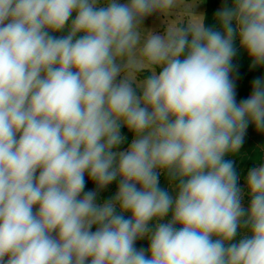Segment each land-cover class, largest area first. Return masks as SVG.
<instances>
[{
	"label": "clouds",
	"instance_id": "1",
	"mask_svg": "<svg viewBox=\"0 0 264 264\" xmlns=\"http://www.w3.org/2000/svg\"><path fill=\"white\" fill-rule=\"evenodd\" d=\"M183 4L0 0V264H264V165L245 208L225 159L264 130V79L238 103L231 77L237 40L264 66V0L225 4L218 28ZM153 13L176 17L163 35Z\"/></svg>",
	"mask_w": 264,
	"mask_h": 264
},
{
	"label": "trees",
	"instance_id": "2",
	"mask_svg": "<svg viewBox=\"0 0 264 264\" xmlns=\"http://www.w3.org/2000/svg\"><path fill=\"white\" fill-rule=\"evenodd\" d=\"M205 8H204V25L205 27H219L218 22L216 20V9L219 5L217 0H203ZM231 4V3H230ZM229 4V5H230ZM75 15V14H74ZM55 36H62L66 35V31L64 32H58L53 33ZM231 77L235 82V90L237 93V96L240 100L246 99L252 91V81L256 78L264 79V66H253L252 60L249 57L246 50L243 49V52L237 61L232 73ZM121 135L125 137L122 144H120L115 150L116 151H124L126 150L132 140L134 139V133L130 131L129 129L125 127H121L120 129ZM226 160H232L234 162V168L239 176L238 185L243 189L244 196L242 198V205L245 208L249 207L250 204V196L248 195V189L246 185V177L248 174V171L252 168H255V166L252 163L247 164L245 172H244V178L242 179L240 177L239 167H238V160L237 159H230L229 157H225ZM159 187L169 190V179L165 173H162L159 177ZM97 188L96 183L90 179L87 174H85V188L84 191H95ZM118 188V180L113 181L111 184H109L106 188L103 190H100L97 197V203H103L104 201L111 199L115 193L117 192ZM83 195V193L81 194ZM130 213H125L126 217H130ZM171 218V213H169L168 217L165 218V221ZM155 222H152L150 226L154 225ZM95 230V226H93V231ZM247 232L246 229L241 230L240 233H238L237 237L234 239L233 242H238L239 239L243 234ZM135 247L137 249H148L149 247V240L147 237L143 239H138L135 243Z\"/></svg>",
	"mask_w": 264,
	"mask_h": 264
},
{
	"label": "rangeland",
	"instance_id": "3",
	"mask_svg": "<svg viewBox=\"0 0 264 264\" xmlns=\"http://www.w3.org/2000/svg\"><path fill=\"white\" fill-rule=\"evenodd\" d=\"M217 1L221 3V6H223V2L226 0ZM120 2L123 3L125 0H120ZM204 8L205 5L203 0H184V4L180 9V14H187L193 11L195 14L203 15ZM175 20V16L166 18L159 13H153L143 20L142 27L146 32L152 31L163 35L166 30V24L173 23ZM235 47L236 54L239 55L241 47L238 40L235 42ZM159 70L160 69H157V72H159ZM150 75L151 73L148 70H144L137 74V78L139 80H143ZM121 78L122 77H117V81H119ZM122 127L127 128L126 126ZM247 129L249 130L245 133L244 142L239 152L235 153V155H237L236 159L238 160V164L241 168L240 176L242 179L244 178V172L247 164L252 163L255 166L264 165V130H257L254 124L250 125V127H247Z\"/></svg>",
	"mask_w": 264,
	"mask_h": 264
},
{
	"label": "crops",
	"instance_id": "4",
	"mask_svg": "<svg viewBox=\"0 0 264 264\" xmlns=\"http://www.w3.org/2000/svg\"><path fill=\"white\" fill-rule=\"evenodd\" d=\"M219 3V2H218ZM230 3H232V0H226L225 2H223V6L225 5V4H230ZM222 6H221V3H219V5H218V7H217V9H216V12H217V10L218 9H220ZM242 52H243V48H241L240 49V53H239V55H235L234 57H233V60H232V65H233V69H234V67H235V65H236V63H237V61L239 60V58H240V56H241V54H242ZM236 100H237V102L239 103L241 100L238 98V96H237V93H236ZM250 125H252V123H249V125H248V127H250ZM249 129H246V131H248ZM227 157H229L230 159H236L237 158V155H235V154H228V155H226ZM238 167H239V172H241L240 170H241V168H240V166H239V164H238ZM241 175V174H240ZM241 177V176H240Z\"/></svg>",
	"mask_w": 264,
	"mask_h": 264
}]
</instances>
